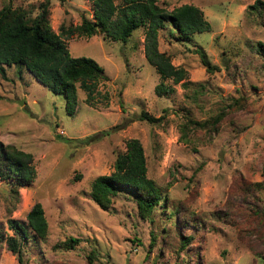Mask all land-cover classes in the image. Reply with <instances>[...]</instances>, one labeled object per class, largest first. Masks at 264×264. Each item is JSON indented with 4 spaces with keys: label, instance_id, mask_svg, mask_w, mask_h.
I'll return each instance as SVG.
<instances>
[{
    "label": "rangeland",
    "instance_id": "374dc122",
    "mask_svg": "<svg viewBox=\"0 0 264 264\" xmlns=\"http://www.w3.org/2000/svg\"><path fill=\"white\" fill-rule=\"evenodd\" d=\"M41 0H0L37 11ZM43 1V0H42ZM114 3L119 0H112ZM170 10L198 7L210 24L191 39L176 40L160 30L157 48L180 81L157 96L159 77L143 58V29L125 42L97 31L64 36L70 56L91 57L106 79L96 82L89 101L75 84V110L66 112L64 94L44 87L32 73L8 66L0 77V141L33 155L34 179L17 194L0 182V231L8 219L26 221L34 201L47 221L43 239L29 234L21 261L0 242V264H264V0H157ZM50 27L92 19L93 0H49ZM216 70L205 71L196 50ZM259 50V51H258ZM144 112L154 120L138 119ZM221 119L206 127L183 123ZM135 138L145 173L165 199L148 219L136 213L124 192L101 210L88 195L94 176L107 175L124 141ZM79 239L73 249L56 245ZM187 237L185 245L180 242ZM92 251V252H90Z\"/></svg>",
    "mask_w": 264,
    "mask_h": 264
},
{
    "label": "trees",
    "instance_id": "16d2710c",
    "mask_svg": "<svg viewBox=\"0 0 264 264\" xmlns=\"http://www.w3.org/2000/svg\"><path fill=\"white\" fill-rule=\"evenodd\" d=\"M49 5V0H41L36 5L34 15L31 13L33 9L13 7L10 3L0 8V77L4 80L8 78L6 69L10 65L29 71L51 92L64 94L69 115L75 110V84L86 93L89 101L96 91V82L106 79V75L93 58L70 56L64 36L76 34L89 37L100 31L103 38L125 42L134 30L142 28V56L158 74L159 81L153 84V90L157 96H162L172 90L164 84V80H170L171 84L180 81L181 86L189 82L185 80V69L173 66L167 53L158 50V32L167 29L170 37L188 41L192 35L206 31L210 26L201 10L186 2L166 10L157 0H119L116 3L112 0H93L92 19L83 17L80 24L62 25L58 28L60 31L55 32L49 25ZM260 5L262 2L255 0L248 8L257 10ZM256 45L264 54V43L258 42ZM196 53L205 71L217 69L203 57L201 50H196ZM137 116L138 119L154 120L144 112H139ZM221 117L222 114L218 112L210 114L203 121L187 118L183 126L185 129L188 125L206 127L207 122L214 126ZM124 146V150L113 160L111 171L92 178L88 198L99 209L107 210L111 198L124 192L135 202L138 217L145 220L156 207H162L165 195L145 173V158L138 140H125ZM34 167L31 153L0 141V182L9 185L13 193L17 194L20 188L33 182ZM257 185L264 186V179ZM261 213L264 214V209ZM47 225L41 203L34 201L25 222L8 219L7 228L12 233L0 231V242H5L8 250L21 261V247L30 239L29 234L34 233L37 238L43 239L47 235ZM187 240L186 237L180 244L185 245ZM78 242V238L70 236L56 246L73 249ZM85 259L93 264L89 256Z\"/></svg>",
    "mask_w": 264,
    "mask_h": 264
}]
</instances>
